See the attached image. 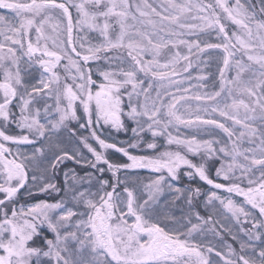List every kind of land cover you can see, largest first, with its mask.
Wrapping results in <instances>:
<instances>
[{"label": "snow or ice", "instance_id": "6c2138e0", "mask_svg": "<svg viewBox=\"0 0 264 264\" xmlns=\"http://www.w3.org/2000/svg\"><path fill=\"white\" fill-rule=\"evenodd\" d=\"M0 264H264V0H0Z\"/></svg>", "mask_w": 264, "mask_h": 264}, {"label": "rangeland", "instance_id": "374dc122", "mask_svg": "<svg viewBox=\"0 0 264 264\" xmlns=\"http://www.w3.org/2000/svg\"><path fill=\"white\" fill-rule=\"evenodd\" d=\"M150 2H159V0H150ZM64 135V137H66L67 136V133H64L63 134ZM146 136H147V138H149L150 139V134H145ZM132 137V133L129 131L127 134H125V133H120L118 136H116V135H114V137L113 138H115V139H117V140H128V139H130ZM161 143H162V141H160ZM135 153H139L141 150H133ZM117 155H119V154H117ZM219 166V164H218V162L217 163H215L214 164V167H218ZM69 167H72V165H69ZM81 175H83V173L81 172L80 173ZM47 175H51V173L49 172ZM142 175H147V173L146 172H142ZM63 179H64V177H63V175H62V173H57V176H56V178H55V182H57L58 184H62L63 183ZM39 199H49V200H51V199H53V197H49V196H47V195H44V194H41V195H38V196H36V197H33V198H29V197H27V195L26 194H23L22 195V197H21V203H25V204H27V203H31V202H35L36 200H39ZM185 211H187V208L185 209ZM200 211L202 212V214H203V207L201 206V208H200ZM180 213V211L178 212V214ZM219 219H221L222 221H224L225 223H228V221H226V220H224V218L221 216V217H219ZM234 231H235V229H233ZM48 235H49V237H51V233H48ZM224 240L226 241V242H228V243H233L232 241H231V239H230V237H228V236H224ZM212 242L214 243V244H216L217 243V241L215 240V239H213L212 240Z\"/></svg>", "mask_w": 264, "mask_h": 264}, {"label": "trees", "instance_id": "16d2710c", "mask_svg": "<svg viewBox=\"0 0 264 264\" xmlns=\"http://www.w3.org/2000/svg\"><path fill=\"white\" fill-rule=\"evenodd\" d=\"M253 2H254V3H257V6H258V0H253ZM213 58H215V57H213ZM211 71L215 72V66H214V65L212 66ZM195 74H196V72H194V75H195ZM66 137H67V136H66ZM66 137H65V138H66ZM185 209H186V207H185L184 205H177V207L175 208V211H176L177 214H178L179 211H181V210L185 211Z\"/></svg>", "mask_w": 264, "mask_h": 264}]
</instances>
